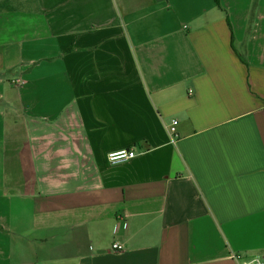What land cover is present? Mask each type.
Wrapping results in <instances>:
<instances>
[{"label": "crops", "instance_id": "obj_1", "mask_svg": "<svg viewBox=\"0 0 264 264\" xmlns=\"http://www.w3.org/2000/svg\"><path fill=\"white\" fill-rule=\"evenodd\" d=\"M219 2L10 0L0 264H264V0Z\"/></svg>", "mask_w": 264, "mask_h": 264}, {"label": "built area", "instance_id": "obj_2", "mask_svg": "<svg viewBox=\"0 0 264 264\" xmlns=\"http://www.w3.org/2000/svg\"><path fill=\"white\" fill-rule=\"evenodd\" d=\"M178 122L176 120L172 121L171 124L167 127V132L170 136L171 142L176 143L177 140V131L176 126ZM136 156L134 147L128 149H122L119 151L108 153L107 161L108 163L115 165L119 163H125L132 160ZM112 250L119 253L123 250L122 246L118 243L112 245ZM242 264H262L259 260H253L250 262H243Z\"/></svg>", "mask_w": 264, "mask_h": 264}, {"label": "trees", "instance_id": "obj_3", "mask_svg": "<svg viewBox=\"0 0 264 264\" xmlns=\"http://www.w3.org/2000/svg\"><path fill=\"white\" fill-rule=\"evenodd\" d=\"M10 0H0V12L1 11H10L12 10L9 6ZM215 5L220 8L219 0H214Z\"/></svg>", "mask_w": 264, "mask_h": 264}]
</instances>
